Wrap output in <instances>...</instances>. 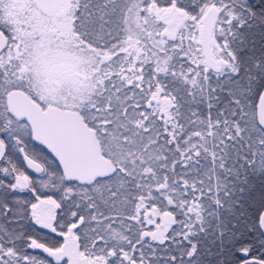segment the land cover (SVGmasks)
<instances>
[{
	"label": "snow or ice",
	"instance_id": "snow-or-ice-1",
	"mask_svg": "<svg viewBox=\"0 0 264 264\" xmlns=\"http://www.w3.org/2000/svg\"><path fill=\"white\" fill-rule=\"evenodd\" d=\"M0 264H264V0H0Z\"/></svg>",
	"mask_w": 264,
	"mask_h": 264
}]
</instances>
